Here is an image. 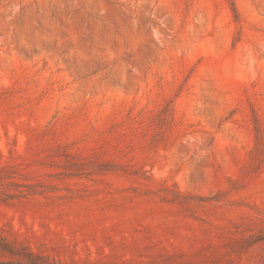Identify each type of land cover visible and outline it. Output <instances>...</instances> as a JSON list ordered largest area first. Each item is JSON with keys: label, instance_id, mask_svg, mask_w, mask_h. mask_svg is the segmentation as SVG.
<instances>
[{"label": "rangeland", "instance_id": "obj_1", "mask_svg": "<svg viewBox=\"0 0 264 264\" xmlns=\"http://www.w3.org/2000/svg\"><path fill=\"white\" fill-rule=\"evenodd\" d=\"M0 264H264V0H0Z\"/></svg>", "mask_w": 264, "mask_h": 264}]
</instances>
